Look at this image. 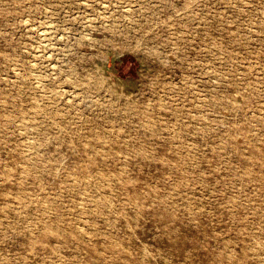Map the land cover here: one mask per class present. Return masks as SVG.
Masks as SVG:
<instances>
[{
  "label": "rangeland",
  "instance_id": "obj_1",
  "mask_svg": "<svg viewBox=\"0 0 264 264\" xmlns=\"http://www.w3.org/2000/svg\"><path fill=\"white\" fill-rule=\"evenodd\" d=\"M0 264H264V0H0Z\"/></svg>",
  "mask_w": 264,
  "mask_h": 264
}]
</instances>
